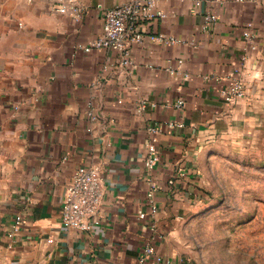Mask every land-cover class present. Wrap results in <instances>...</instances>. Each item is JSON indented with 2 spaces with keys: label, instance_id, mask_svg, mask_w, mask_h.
Masks as SVG:
<instances>
[{
  "label": "crops",
  "instance_id": "obj_1",
  "mask_svg": "<svg viewBox=\"0 0 264 264\" xmlns=\"http://www.w3.org/2000/svg\"><path fill=\"white\" fill-rule=\"evenodd\" d=\"M82 1L75 21L47 0H0V264H139L148 243L181 264L172 233L202 199L211 152L264 138V0H159L167 16L142 26L127 67L116 50L84 49L104 8L127 0ZM90 104L106 120L91 122ZM81 165L105 182L88 231L62 221Z\"/></svg>",
  "mask_w": 264,
  "mask_h": 264
},
{
  "label": "rangeland",
  "instance_id": "obj_2",
  "mask_svg": "<svg viewBox=\"0 0 264 264\" xmlns=\"http://www.w3.org/2000/svg\"><path fill=\"white\" fill-rule=\"evenodd\" d=\"M201 190L172 233L175 258L264 264V138L212 151Z\"/></svg>",
  "mask_w": 264,
  "mask_h": 264
},
{
  "label": "built area",
  "instance_id": "obj_3",
  "mask_svg": "<svg viewBox=\"0 0 264 264\" xmlns=\"http://www.w3.org/2000/svg\"><path fill=\"white\" fill-rule=\"evenodd\" d=\"M29 1L34 2L36 0ZM47 2L51 12L68 14L75 21H81L88 8L87 4L82 0H47ZM166 16V12L159 5V0H127L114 6L105 7L103 10V31L84 49L87 52L96 49L116 50L120 54L119 65L127 67L133 62L131 57L132 44L140 43L144 39L142 26L157 19L166 18ZM216 21L217 16L209 13L206 16L203 27L209 29ZM245 34L250 35L249 30H245ZM152 37L159 42L170 44L186 42V40L169 33H159ZM231 92L238 97L244 96V86L241 80L235 82ZM178 104L183 105L184 100L180 99ZM88 116L91 122L106 120L102 112L91 104L88 108ZM183 125L181 123H170V126L174 127ZM92 129L93 126L91 125L88 130ZM152 130L156 132L158 127L152 128ZM149 150L151 153L156 151L155 143L149 146ZM146 163L152 168L155 163V157H149ZM104 190L105 182L99 167L79 166L70 178L64 192L62 202L63 224L68 228L88 231L99 213ZM153 193L154 188L150 191V196H153ZM140 215L142 217L146 216L145 212H141ZM22 223L23 215H18L12 224L11 232L9 233L10 237L13 238L18 234ZM150 259H152V264H171V259L159 253L156 246L152 243L146 244L143 248L138 258L139 264H147Z\"/></svg>",
  "mask_w": 264,
  "mask_h": 264
}]
</instances>
